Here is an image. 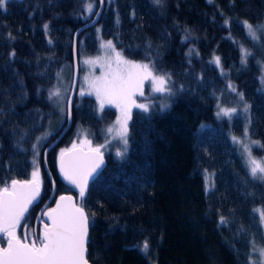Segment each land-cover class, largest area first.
Here are the masks:
<instances>
[{
  "label": "trees",
  "instance_id": "1",
  "mask_svg": "<svg viewBox=\"0 0 264 264\" xmlns=\"http://www.w3.org/2000/svg\"><path fill=\"white\" fill-rule=\"evenodd\" d=\"M88 3L95 12L98 0H7L0 8V187L29 178L36 138L56 120L51 140L64 123L73 33L92 17ZM243 21L257 27L255 39ZM261 25L264 0H104L96 23L77 33V63L101 39L110 40L126 59L170 74L172 89L145 92L149 111L132 109L126 152L103 151L83 201L60 181L56 152L69 146L76 129L102 144L114 111L98 114L91 96L75 94L71 123L46 154L54 193H71L88 215L90 264H257L252 251L264 245V230L254 210H264V182L252 179L249 153L232 138L245 128L259 142L249 146L251 158L264 164ZM242 48L251 53L246 63ZM57 90L66 93L50 98ZM221 107L237 111L218 117ZM46 140L38 145L41 193L18 230L30 238L50 193L41 167Z\"/></svg>",
  "mask_w": 264,
  "mask_h": 264
},
{
  "label": "snow or ice",
  "instance_id": "2",
  "mask_svg": "<svg viewBox=\"0 0 264 264\" xmlns=\"http://www.w3.org/2000/svg\"><path fill=\"white\" fill-rule=\"evenodd\" d=\"M104 0H100L102 4ZM7 0H0V8H4ZM160 4L161 0H154ZM94 4H87V12L91 15ZM98 14V13H95ZM228 21H225L227 24ZM248 34L255 39L257 27L248 21H243ZM264 28V25L259 26ZM47 30L48 25H44ZM51 43V41H49ZM102 47L108 50L107 59L103 67L106 71L98 77L89 79L86 77L88 91L80 92V95H95L100 112H103L106 105L118 109L119 116L115 124L107 129L109 135L124 146L128 145V122L132 118V109L138 108L143 112L149 111V105L137 103L136 96H144V84L150 81L152 91L160 94H172L168 86L171 75L168 73L158 74L154 65L149 63L136 62L126 59L121 52L115 49L112 41H106ZM241 63H246L247 56L251 55L246 49H241ZM15 55V53H12ZM213 62L220 66L219 57H214ZM85 63L94 65L95 60H86ZM232 88V85H229ZM233 91L235 89L233 88ZM241 99L243 94L238 93ZM59 97V91L50 93ZM248 110V106H244ZM237 111L236 108H220L217 116L231 117ZM71 110L69 108V116ZM244 136L248 133L245 130ZM234 143H243L240 138L233 137ZM32 145L33 159L31 178L27 180L13 179L10 183L5 182L0 187V237L6 240V246L0 247V264H88L86 259L87 236H88V215L82 205H78L71 196H60L54 208L49 209L44 215L50 223H45L41 236L30 238L27 234H18L21 222L25 220L29 207L40 196L43 180L39 163L38 143ZM252 143H259L252 141ZM105 145L93 146L92 141L84 137L79 143L74 142L71 148L61 149L59 153V171L63 178L79 190V198L83 201L89 186V181L97 173L104 163L102 148ZM250 159V176L254 180L264 182V164L251 158L250 150L245 146ZM117 157L124 155V152L117 151ZM259 211L260 220L264 223V210ZM225 219L221 217V223ZM148 244L145 242L144 248ZM254 251L264 258V248ZM257 264H264L261 259Z\"/></svg>",
  "mask_w": 264,
  "mask_h": 264
},
{
  "label": "rangeland",
  "instance_id": "3",
  "mask_svg": "<svg viewBox=\"0 0 264 264\" xmlns=\"http://www.w3.org/2000/svg\"><path fill=\"white\" fill-rule=\"evenodd\" d=\"M96 30H98L97 26H95ZM106 41H109V40H103L101 39L99 41V44H98V47L96 49V51L93 53V54H81L79 56V60H78V63H77V69H78V64H79V68H80V72H78V79H77V87H76V91H75V94L78 95V96H81L80 95V92L81 91H84L85 93H87L88 91V88H87V81H86V77L89 78V79H92L94 77H98V76H101L105 71H106V68L103 67V64L105 62V60L107 59V55H108V50L104 49L102 47L103 43H105ZM86 60H95L96 63L94 65H90V64H87L85 63ZM76 61H77V57H76ZM258 80L264 84V63L260 65V69H259V73H258ZM69 87V86H68ZM59 91V90H57ZM64 90H61L59 91L60 93V96L58 98H61L62 95H64ZM67 92H68V89H67ZM146 92V94H149V95H155V94H159V95H162L160 93H155L152 91V85H151V82L150 81H146L145 84H144V93ZM66 93V92H65ZM74 94V95H75ZM230 94L232 95V92H230ZM67 95V93H66ZM87 95V94H85ZM165 95V94H163ZM237 95V94H236ZM88 96H91L94 101H95V106H96V112L98 114H100V111H99V108H98V102L96 100V97L95 95H88ZM74 97V96H73ZM66 98V97H65ZM237 98L238 100H240V105H239V110L240 112H242V114L245 115L246 111L244 110V106L245 104L241 101L239 95H237ZM137 103H149L150 100H148L147 98H145V94L144 96H136L135 97ZM73 101V100H72ZM61 107H63V105H61ZM105 108H109V109H112L114 111V117L112 118V120L106 125V127L104 128V141L102 144H98V145H105L104 148H102V151H112L113 153L116 154L117 151H121L123 152L124 151V146L123 144L119 141V139H114L111 135L108 134L107 132V129L109 127H112L116 120H117V117L119 116V111L118 109H116L115 107L113 106H110V105H106ZM223 108H226V107H223ZM59 109L61 110V108L59 107ZM64 122H65V108H64ZM55 124H56V120H53L50 122V124L47 126L46 130L40 134L38 137L40 138L39 140V143L38 145L41 143H43L44 140L47 139L48 135L50 132H52V128L54 127L55 128ZM64 125V123H63ZM62 125V127H63ZM61 127V128H62ZM60 128V129H61ZM52 129V130H51ZM60 131V130H59ZM58 131V132H59ZM57 132V133H58ZM54 134L55 136L57 135ZM65 133V132H64ZM244 133H245V128L241 130L240 132V135H239V138L243 141V143H239V145L241 146V148L244 150V153L247 154L248 151L245 150V146H247V148H249L250 145H254L255 143H252V139H250L248 136L245 137L244 136ZM54 136V137H55ZM73 138L71 139L70 143H69V146L68 147H71L72 144L74 142L76 143H79V141L81 139H83L84 137H86L85 135V132L81 129H76L75 130V133L73 134ZM37 137V138H38ZM53 137V138H54ZM62 137V136H61ZM60 137V138H61ZM37 138H36V141H37ZM52 138V139H53ZM51 139V140H52ZM51 140H46V144L44 145V147L51 141ZM59 141V140H58ZM44 142V143H45ZM57 144V143H56ZM98 145H94L93 146H98ZM61 149H64V148H61ZM61 149H58L57 152H56V159H57V156L58 154L60 153ZM32 171V170H31ZM31 174V172H30ZM208 177V176H207ZM206 177V178H207ZM31 178V176H30ZM44 202V201H43ZM42 202V203H43ZM37 214V212H36ZM261 222V220H260ZM261 226L264 230V223L261 222ZM256 250H259L261 248H264V245L262 247H254ZM254 248H253V259L256 260V261H260L261 259H264V258H261L259 256V252L258 251H254Z\"/></svg>",
  "mask_w": 264,
  "mask_h": 264
},
{
  "label": "water",
  "instance_id": "4",
  "mask_svg": "<svg viewBox=\"0 0 264 264\" xmlns=\"http://www.w3.org/2000/svg\"><path fill=\"white\" fill-rule=\"evenodd\" d=\"M102 5H103V3L101 4L100 0H98V6H97L94 14L92 15V17L90 19L86 20L85 22L81 23L80 26H78L73 33L72 55H71V58H72L71 59V78H70L68 92H67V95L65 98V103H64L65 122H64L63 127L57 133V135L42 149V153H41V167H42L44 173L46 174V176L50 182V193H49L48 197L44 200V202L40 205V207L37 211V214H36L34 227H35L37 222H40V227L38 229V236L42 235L45 223H50L47 219V216L44 215V213L47 212L49 209L54 208L56 206V202L59 200L60 196H71L73 198V200L75 201L74 196L71 193H62V194L57 195L54 198L52 204L47 207L49 200L51 199V197L54 194L55 187H54V181L52 179L51 173H50L48 166H47V163H46V154H47L48 150L58 142L60 137L68 129V127L71 123V115L69 116V108L71 110L72 100H73V96H74L75 91H76L77 79H78V69H77L76 52H75V37L79 31H81V30H83L89 26H92L96 23L99 15H100V12L102 10ZM95 13H98V14H95ZM68 148H71V147H68ZM102 166H101V168H102ZM56 168H57V172H58V175H59V178H60V181L62 182V184L69 187L70 189L74 190L77 194V198H79V190L77 188H75L73 185L69 184L68 181H66L63 178V176L61 175V173L59 171V154H58L57 159H56ZM101 168L98 169V171L94 175V177L98 174V172L101 170ZM27 179H30V176ZM27 179H17V180H27ZM92 179H90V181ZM38 198H37V200H38ZM36 201H34L33 204L36 203ZM40 215L42 216V218L44 220H41L39 218ZM4 246H6V240L4 241L3 244H0V247H4ZM88 264H90V263L88 262Z\"/></svg>",
  "mask_w": 264,
  "mask_h": 264
},
{
  "label": "flooded vegetation",
  "instance_id": "5",
  "mask_svg": "<svg viewBox=\"0 0 264 264\" xmlns=\"http://www.w3.org/2000/svg\"><path fill=\"white\" fill-rule=\"evenodd\" d=\"M54 192H55V191H54ZM62 193H67V192H61V193H57V194L54 193L53 196L51 197V199L49 200V202H48V204H47V207L50 206V205L52 204L54 198H55L57 195L62 194ZM39 207H40V206H39ZM38 209H39V208H38ZM37 211H38V210H37ZM35 218H36V216H35ZM39 218H40L41 220H44V219L42 218L41 215H40ZM34 224H35V220H34V223H33V225H32V238L38 237V229H39V227H40V222H37L36 225H35V227H34ZM4 241H5V239H4ZM4 241H3V243H4ZM3 243H0V244H3Z\"/></svg>",
  "mask_w": 264,
  "mask_h": 264
},
{
  "label": "bare ground",
  "instance_id": "6",
  "mask_svg": "<svg viewBox=\"0 0 264 264\" xmlns=\"http://www.w3.org/2000/svg\"><path fill=\"white\" fill-rule=\"evenodd\" d=\"M51 151V150H50Z\"/></svg>",
  "mask_w": 264,
  "mask_h": 264
}]
</instances>
